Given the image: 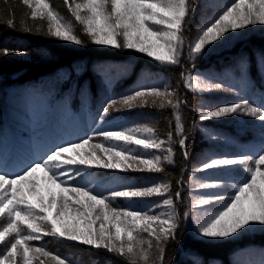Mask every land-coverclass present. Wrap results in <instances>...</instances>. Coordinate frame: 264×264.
I'll return each instance as SVG.
<instances>
[{
    "label": "snow or ice",
    "instance_id": "6c2138e0",
    "mask_svg": "<svg viewBox=\"0 0 264 264\" xmlns=\"http://www.w3.org/2000/svg\"><path fill=\"white\" fill-rule=\"evenodd\" d=\"M17 2L28 10L19 22L15 9L10 7L12 0H0L7 6L0 23L25 34L85 46L75 25L50 0ZM63 5L81 26L87 42L134 50L170 66L181 65L185 50L187 59L194 63L210 46L227 39L229 33L235 35L250 26H264V0H232L191 39L186 37V31L190 30L187 26L197 0H63ZM13 54L21 55L23 51L0 47V57ZM180 75L188 91L226 90L242 95L222 82L190 72ZM186 103L167 85L163 89L142 87L118 98L111 97L92 118L94 127L90 126V132L77 135L76 139L53 140L43 152L23 161L19 171L0 168V264H33L40 257L54 264H73L43 245L30 244L43 241L44 237L102 249L125 258L128 264H149L155 249V264H165L167 246L177 240L181 217L192 220L196 235L202 239L234 238L248 231H264V149L259 153L205 159L193 173H208L215 178L188 176L195 190L207 194L193 198L182 214L177 208L182 193L176 190L174 197L171 195V181L126 185L121 178L104 174L162 173L165 164L175 163L174 143L188 160V137L180 112ZM146 106L173 110L175 130L168 131L167 139L158 138L155 129L147 124L101 127L110 110L131 111ZM232 115L255 118L264 128V102L254 105L247 98L202 110L199 119L204 122ZM153 149L161 154L152 153ZM241 170L246 176L237 175ZM175 183L182 187L184 182ZM228 190L230 194H225ZM153 196L164 198L147 207L134 206ZM118 199L126 201L125 206H116ZM39 264H45V260Z\"/></svg>",
    "mask_w": 264,
    "mask_h": 264
},
{
    "label": "trees",
    "instance_id": "16d2710c",
    "mask_svg": "<svg viewBox=\"0 0 264 264\" xmlns=\"http://www.w3.org/2000/svg\"><path fill=\"white\" fill-rule=\"evenodd\" d=\"M50 2L62 15L68 14L63 0ZM6 7L0 4V16L5 14ZM10 7L15 9L17 22L28 11L17 0H12ZM28 23L31 24L32 21L29 20ZM195 23V18H191L187 26L190 30L186 31L187 38ZM82 38L86 41L85 46L64 44L42 35L12 30L6 24L0 23V47L21 49V55L24 56L0 57V86L6 85L17 90H38L40 96H46L44 99L56 98L61 93L59 96L63 104L74 113L79 112L91 118L97 116L103 103L111 97L118 98L142 87L159 86L162 89L167 85L174 89L179 98L187 101L181 105L180 112L188 137L189 159H184L178 143H174L175 163L164 165L162 181L172 182L173 197L176 190L181 191L182 200L177 208L182 214L188 209V167L209 152L200 128L218 134L217 136L219 133L209 123L201 124L198 121L197 105L200 94L184 88L180 74L190 72L194 76L222 82L226 88H235L252 103L260 105L264 102V63H261L264 37L251 35L210 46L209 51L194 63L187 59L185 50L180 66L156 64L129 51L99 48L87 42L86 36L82 35ZM62 80L66 84H61ZM123 111L110 110L108 115L116 116ZM126 111L131 120L140 125L152 126L150 123L156 122L165 139L168 131L175 130L173 110L170 107L158 109L146 106ZM234 132L227 138L233 143L241 142L243 137ZM148 175L152 177L155 174ZM151 177V182L159 180V177L154 180ZM176 180H183V186L177 185ZM189 225V221H184L181 217L177 240L167 246L165 264H264V231L234 240L212 241L195 237ZM30 244L43 245L48 251L72 260L73 264H128L125 258L109 254L105 250H95L53 237H44L43 241H31ZM2 250L3 245H0V251ZM156 255L153 249L149 264H155ZM41 259L45 260V264H54L44 257L34 259L33 264H39Z\"/></svg>",
    "mask_w": 264,
    "mask_h": 264
},
{
    "label": "rangeland",
    "instance_id": "374dc122",
    "mask_svg": "<svg viewBox=\"0 0 264 264\" xmlns=\"http://www.w3.org/2000/svg\"><path fill=\"white\" fill-rule=\"evenodd\" d=\"M232 2V0H197V5L194 9L192 18H195L196 23L193 25V29L189 35V39L195 37L201 27L208 23L214 16L218 15L225 7ZM67 9V8H66ZM68 11V10H67ZM67 20L72 22L78 34L81 36V26L77 25L71 13L65 16ZM257 36L264 37V26H250L235 35L229 33L228 38L223 40L224 42H230L237 38L246 36ZM64 44H71L70 42H63ZM217 44H221L218 42ZM215 44V45H217ZM97 46V45H95ZM107 47V46H97ZM110 48V47H108ZM137 54L141 58L154 61L146 54L135 52L134 50H124ZM13 58H21L23 55H10ZM24 57V56H23ZM22 57V58H23ZM156 64H160L154 61ZM201 77V76H200ZM61 84H66L64 80ZM63 87V86H62ZM163 89V87H162ZM200 99L197 105V119L203 123H209L214 131L219 133V136L200 128V132L207 145L209 146V152L203 157L197 158L192 162L189 167L187 174L194 175L196 179H214L208 173H193V169L198 167L205 159L211 156H238L244 153H259L261 149H264V128L258 120L252 117H245L239 115L227 116L220 119H211L201 122L199 119L200 112L202 110L214 109L217 106L229 104L232 102L239 101L243 98H247L245 95H237L236 92H229L226 90L212 91V92H199ZM61 95V93L59 94ZM56 98L50 97L44 99L38 94L36 90L9 88V86H0V162L1 160L9 159V164L5 168L9 172L19 171V166L31 155L39 154L43 152L48 145L56 139H76L77 135H84L85 132H90L91 127H94L92 118L82 113H72L70 109L62 103L61 96ZM57 99V100H56ZM248 99V98H247ZM258 102V100H257ZM256 103V102H255ZM105 104V102L103 103ZM254 104V103H253ZM255 105V104H254ZM119 107V105H117ZM121 112V111H120ZM129 112V110H128ZM122 115V117H118ZM131 121V122H130ZM150 127L155 129V134L158 138L165 139L160 127L156 122ZM140 125L131 120L130 115L124 110L122 113L116 116H106L105 123L101 125L103 128H111L115 126H136ZM2 126V127H1ZM238 132L241 136V142L233 143L227 137L230 134ZM215 136L216 139H212ZM225 137V138H224ZM136 147V146H129ZM154 154H161L156 152L155 149L151 150ZM1 168V166H0ZM95 171V170H94ZM104 172V170H100ZM106 175H113L121 178V183L126 185L136 186H149L153 182L149 180L148 174H155L151 178L154 180L159 177L158 181H162L163 173L154 172H104ZM239 177L246 176L242 170L237 174ZM157 182V181H156ZM231 190L225 192L230 194ZM207 193L195 190L188 180L187 182V199L188 207L190 201L198 195H206ZM164 197L153 196L150 198H144L143 201L139 202V207H147L149 204L161 201ZM116 206H125L126 201L118 199L115 202ZM160 209H158L159 211ZM190 223L191 232L197 238L195 225L191 219L187 220ZM3 221H0V227H2ZM261 230L244 232L241 235H237L234 238H226L227 240H234L243 236H251L252 234L259 233ZM146 236V234H145ZM202 239V238H200ZM226 239H204L212 241H220ZM264 256V253H263Z\"/></svg>",
    "mask_w": 264,
    "mask_h": 264
}]
</instances>
